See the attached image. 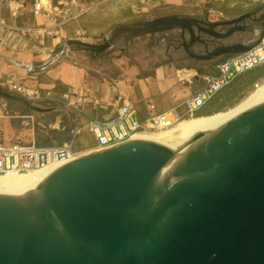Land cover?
<instances>
[{"label":"water","instance_id":"1","mask_svg":"<svg viewBox=\"0 0 264 264\" xmlns=\"http://www.w3.org/2000/svg\"><path fill=\"white\" fill-rule=\"evenodd\" d=\"M261 10L217 22L160 17L132 29L129 40L179 30L190 36L189 58L210 62L251 47L209 51L202 37L244 32L239 24ZM195 43L206 54L192 53ZM70 46L94 55L112 47ZM0 264H264V95L188 138L133 140L70 160L26 196L0 183Z\"/></svg>","mask_w":264,"mask_h":264},{"label":"rangeland","instance_id":"2","mask_svg":"<svg viewBox=\"0 0 264 264\" xmlns=\"http://www.w3.org/2000/svg\"><path fill=\"white\" fill-rule=\"evenodd\" d=\"M42 1L49 6L48 0ZM58 1L51 0L52 5H57ZM161 1V6L157 7L156 0H74V4L68 0L78 16L66 22L57 34L46 33L40 37L47 47L44 60L26 63L31 67L30 71L0 61V139L9 138L25 146H37L38 138H47L54 146H59L58 138L71 140L77 134V149L91 146L88 123L113 116L118 95L139 96L143 88L154 92L157 73L161 70L163 80L183 79L178 80L175 87L185 89L188 84L184 79L192 75L186 65H193L197 74L199 70L210 74L217 63L199 62L189 58L183 49L178 50L182 35L179 30L138 37L126 45L127 35L118 33L121 28L174 14L201 18L213 8L219 9V14H212V19L228 21L261 5L259 0H177L180 6L175 7L169 0ZM45 24L48 25V20ZM261 33L260 29H254L249 34H236L227 42L239 41L251 47L258 43ZM113 34L117 37L111 41L112 47L99 55L84 52L76 46L68 47L70 41L103 44ZM57 38L60 42L53 46ZM201 52L202 48L192 51L194 54ZM263 82L264 66L236 78L208 106L212 111L206 115L236 107ZM65 94H69L68 100L64 98ZM149 100L158 112L184 102L174 91L160 99L151 97ZM204 115L198 113L193 117ZM189 118L192 117L184 119ZM70 127L73 131L67 137L64 132ZM53 131L57 132V137L50 133Z\"/></svg>","mask_w":264,"mask_h":264},{"label":"built area","instance_id":"3","mask_svg":"<svg viewBox=\"0 0 264 264\" xmlns=\"http://www.w3.org/2000/svg\"><path fill=\"white\" fill-rule=\"evenodd\" d=\"M2 2L3 0H0V43L4 49L10 47L14 37L24 42L28 38L43 37L46 33L57 34L66 22L78 16L71 5L74 4V0L71 4L68 0H59L57 5H52L51 0H48V7L42 0H35L34 17L47 16L54 25L42 29H17L3 18ZM259 2L264 7V0H259ZM10 12L11 16L16 18L19 16L20 7L11 9ZM261 66H264V40L251 46L247 52L229 56L220 62L216 67L217 74L205 78L206 86L198 96L186 99L180 105L163 112H158L155 105L149 104L148 115L143 120L137 116V106L127 96L118 95L113 116L102 120H91L88 123L87 127L94 142L84 149H77L75 146L77 134H74L70 141L59 146H22L19 144L5 146L0 143V176L27 174L55 168L70 160L133 141L139 134L169 129L182 119L193 117L203 107L205 101L212 99L237 77ZM64 98L68 100L69 94H65Z\"/></svg>","mask_w":264,"mask_h":264},{"label":"crops","instance_id":"4","mask_svg":"<svg viewBox=\"0 0 264 264\" xmlns=\"http://www.w3.org/2000/svg\"><path fill=\"white\" fill-rule=\"evenodd\" d=\"M169 1H171L172 2L171 4L174 5L175 7L180 6L177 3V0H169ZM204 1L206 0H200V2H204ZM34 2H35L34 0H10V1L3 0L2 6H1V14L9 25L17 29H30V28L42 29L45 27L46 28L52 27L54 24L48 20L47 16H42V19H40V17L39 18L34 17L33 15ZM156 3H157L156 6L160 7L162 4V1L156 0ZM18 7H20L19 16L16 18H13L11 16L10 10L11 9L14 10ZM216 13L219 14V9H214V8L210 9L200 19L205 20V21L208 20L209 22H217L219 21L218 18H214V19L211 18V16H213L212 14H216ZM174 15L191 17V16H188L187 14H174ZM46 20H48V25L45 24ZM59 42H60L59 38L54 39L53 46H56V44H58ZM46 51H47V47H44V39H40V37L28 38V40H25L24 42L18 39V37H14L11 40L10 47L8 49H4L0 43V55L6 57L9 60L19 62L25 66H27L26 63H32V62H38V61L44 60ZM225 59L226 58H223L221 60L224 61ZM0 61L2 60L0 59ZM215 61L217 63L214 67L213 73L199 75L197 74L195 69H191V72L189 73L192 75H189L188 77L184 79L186 80V83L188 84V86L185 89L175 87L178 80L181 79L180 77L178 78V80H176V78L163 80L164 73L161 72L162 71L161 70V71H158L157 73L158 81H157V85H156L154 92H149L148 90L143 88L142 93L139 94V96H135L131 94H130L131 96L129 95H125V96H127L137 106V114H138L137 116L139 119L143 120L148 115V105L153 104L152 101L150 100L148 101V99L151 97L153 99H160L161 97H163L164 94L170 91H174L175 95L178 96V99L186 100V99H191V98L198 96L206 86L205 78L208 76L216 75L217 74L216 67L220 63L219 59H216L210 62H205V63L214 64ZM244 75H241V76H244ZM68 80L72 82L73 79L69 77ZM224 89H222L220 92L215 94V96L212 99L205 101L203 107H201L196 113H201L205 115L209 114L212 111V109L211 108L209 109L208 106L213 103V100L217 98L218 95ZM116 106H117V102H116ZM162 111H166V109H163ZM44 112H41V113H44ZM93 120H102V119H93ZM93 142L94 141L92 138V144ZM0 143H2L5 146H10L13 144L22 145V143L17 142V141L14 142L10 140L9 138H5L4 140L0 139ZM22 146H25V145H22Z\"/></svg>","mask_w":264,"mask_h":264},{"label":"bare ground","instance_id":"5","mask_svg":"<svg viewBox=\"0 0 264 264\" xmlns=\"http://www.w3.org/2000/svg\"><path fill=\"white\" fill-rule=\"evenodd\" d=\"M263 95L264 82L261 85H258L256 89L240 104L228 111L184 119L169 129L157 133L139 134L135 137V140L153 142L188 138L234 115ZM51 169L53 168H47L27 174L0 176V183L10 185L16 192H18L20 197H23L30 194L39 178Z\"/></svg>","mask_w":264,"mask_h":264},{"label":"flooded vegetation","instance_id":"6","mask_svg":"<svg viewBox=\"0 0 264 264\" xmlns=\"http://www.w3.org/2000/svg\"><path fill=\"white\" fill-rule=\"evenodd\" d=\"M262 8H264L262 5H259V7H257L254 11L250 12V13H247V14H252L253 12L257 11V10H261ZM264 13L263 10H261L258 14L256 15H251V17L249 19H247L245 22L239 24V26L241 27H244L245 31L244 32H239L240 34H249L250 32H252L254 29H260L261 31L263 30V24H264V19L261 18L262 14ZM142 26V24L140 25H135V26H131V27H124V28H121L119 30V34H126V39H125V44H129L131 43L135 38H133L132 40H129V37L132 36L133 32H132V29L134 28H138ZM232 27L234 26H228V27H221L219 28L217 31L220 33V34H225L227 33ZM239 33H236V34H239ZM236 34H234L233 36H231L230 38L226 39V40H214L212 38H209V37H205L203 36L202 38L207 41L208 43V47H209V51H212L213 49L217 48V47H221V46H225V45H234V44H242V42H239V41H233L231 43H228L227 41L232 39ZM117 37V34H113L111 35L108 40V42L111 43V41L115 40ZM153 37V36H152ZM105 41V42H106ZM187 42V43H190V36L188 34H186L185 36V40L183 39L182 35H181V43H180V47L178 50H181L184 49L183 47V44L184 42ZM104 42V43H105ZM112 45V44H111ZM196 48H202V52L199 53L198 55H204L206 54V48H205V45L203 44H200V43H195L191 48H190V51H194ZM186 52V51H185ZM223 58H227V57H220V58H216V59H223ZM214 59V60H216ZM209 113V112H208Z\"/></svg>","mask_w":264,"mask_h":264},{"label":"trees","instance_id":"7","mask_svg":"<svg viewBox=\"0 0 264 264\" xmlns=\"http://www.w3.org/2000/svg\"><path fill=\"white\" fill-rule=\"evenodd\" d=\"M189 68V69H195V67L193 65H186L185 68ZM204 72L200 71L199 70V74H203ZM198 114V113H196ZM195 114V115H196ZM73 131L72 127L70 128H66L65 129V132H64V135H66L67 137L70 135V133ZM52 135H56L55 137H57V132L56 131H53V132H50ZM70 140V138H64V139H60L58 138V143L59 145H62L66 142H68ZM37 145L38 146H54V144L52 142H50L47 138H38L37 139Z\"/></svg>","mask_w":264,"mask_h":264}]
</instances>
